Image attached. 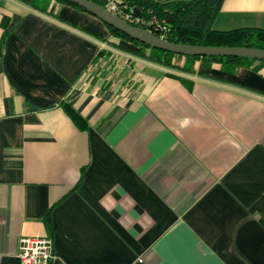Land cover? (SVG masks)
<instances>
[{
    "label": "crops",
    "instance_id": "crops-1",
    "mask_svg": "<svg viewBox=\"0 0 264 264\" xmlns=\"http://www.w3.org/2000/svg\"><path fill=\"white\" fill-rule=\"evenodd\" d=\"M29 1L0 0V264L44 235L51 264H264V65L96 60L103 21ZM236 27L264 0H223Z\"/></svg>",
    "mask_w": 264,
    "mask_h": 264
},
{
    "label": "trees",
    "instance_id": "trees-1",
    "mask_svg": "<svg viewBox=\"0 0 264 264\" xmlns=\"http://www.w3.org/2000/svg\"><path fill=\"white\" fill-rule=\"evenodd\" d=\"M52 1L68 4L84 10L69 0H30L29 4L36 10L47 13L48 7ZM92 1L103 5L100 0ZM222 2L223 0H179L163 4L149 3V6L154 9L157 16L165 19V27L162 29L149 27L147 29L151 30L154 34L175 43L264 48V28L236 27L224 30L214 28V21L221 8ZM105 25L109 31V36L112 38L107 43L109 47L122 49V47L117 44V40L131 42L141 47V52L139 53L140 56L165 67H176L186 71H192V62L198 58L203 59L205 63L211 61L219 62L221 68L228 72H236L240 67H248L253 63H257L259 66L264 65L263 60L244 57L186 56L151 48L139 41L131 39L129 36L114 27L106 23ZM104 52H107L106 49H101L96 60L100 59V57L104 55ZM174 57H184L188 64L178 67V65L172 61ZM253 68H255V66ZM66 109L72 119L79 123L77 114L70 108L66 107Z\"/></svg>",
    "mask_w": 264,
    "mask_h": 264
},
{
    "label": "water",
    "instance_id": "water-1",
    "mask_svg": "<svg viewBox=\"0 0 264 264\" xmlns=\"http://www.w3.org/2000/svg\"><path fill=\"white\" fill-rule=\"evenodd\" d=\"M85 11L99 18L104 23L114 27L131 39L139 41L151 48L168 51L186 56H232L264 61V48L226 45H194L175 43L154 34L151 30L133 26L119 16L92 0H69Z\"/></svg>",
    "mask_w": 264,
    "mask_h": 264
},
{
    "label": "built area",
    "instance_id": "built-area-1",
    "mask_svg": "<svg viewBox=\"0 0 264 264\" xmlns=\"http://www.w3.org/2000/svg\"><path fill=\"white\" fill-rule=\"evenodd\" d=\"M103 6L133 26L162 29L165 19L159 18L149 3L163 4L179 0H100ZM20 264H51L54 243L49 235L19 238Z\"/></svg>",
    "mask_w": 264,
    "mask_h": 264
},
{
    "label": "rangeland",
    "instance_id": "rangeland-1",
    "mask_svg": "<svg viewBox=\"0 0 264 264\" xmlns=\"http://www.w3.org/2000/svg\"><path fill=\"white\" fill-rule=\"evenodd\" d=\"M141 48V47H140ZM110 49H112L111 47L110 48H106V51L108 52V54H107V52H104V55L103 56H101L100 57V60H102V59H104V58H106V57H108L110 54H112V53H114V52H116V51H112V50H110ZM106 56V57H105ZM96 65H97V63H96ZM96 65L94 64L93 66H92V68L90 69V72L88 71V74H87V79L89 80V78L91 79V78H96V76H97V72H98V70H97V68H96ZM105 70V68L103 69V70H101V73H103V71Z\"/></svg>",
    "mask_w": 264,
    "mask_h": 264
}]
</instances>
